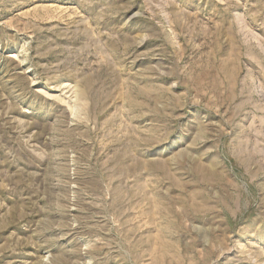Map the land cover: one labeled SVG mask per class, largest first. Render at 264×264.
I'll list each match as a JSON object with an SVG mask.
<instances>
[{"label": "rangeland", "instance_id": "374dc122", "mask_svg": "<svg viewBox=\"0 0 264 264\" xmlns=\"http://www.w3.org/2000/svg\"><path fill=\"white\" fill-rule=\"evenodd\" d=\"M0 264H264V0H0Z\"/></svg>", "mask_w": 264, "mask_h": 264}]
</instances>
